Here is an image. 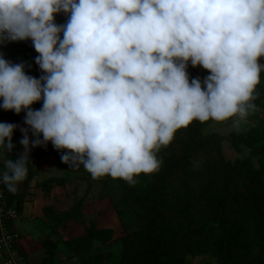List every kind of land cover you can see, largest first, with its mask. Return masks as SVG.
<instances>
[{
  "label": "clouds",
  "instance_id": "obj_1",
  "mask_svg": "<svg viewBox=\"0 0 264 264\" xmlns=\"http://www.w3.org/2000/svg\"><path fill=\"white\" fill-rule=\"evenodd\" d=\"M27 39L41 79L0 56V107L27 110L36 137L21 128L25 152L6 159L19 126L0 123L8 190L27 175L31 148L49 141L94 178L131 182L159 168L154 153L178 129L247 114L264 67V0H0V44ZM189 61L211 73L206 88L189 82Z\"/></svg>",
  "mask_w": 264,
  "mask_h": 264
},
{
  "label": "rangeland",
  "instance_id": "obj_2",
  "mask_svg": "<svg viewBox=\"0 0 264 264\" xmlns=\"http://www.w3.org/2000/svg\"><path fill=\"white\" fill-rule=\"evenodd\" d=\"M70 19V13H56L54 23L64 27ZM63 39V32L60 33ZM0 56L10 64H23L25 74L41 79L47 75L36 63L39 53L35 51L31 39L9 41L0 44ZM264 66V56L260 58ZM189 82L193 79L203 81L211 73L202 66H193L188 62ZM43 84V81H41ZM258 88H264V67L261 68ZM3 101L0 99V105ZM43 99L31 105L33 110H41ZM14 112L16 121L10 120ZM27 110L17 114L14 110L0 107V123L15 124L12 135L15 145L11 153L4 158L16 160L25 152L20 141L24 138L21 128L28 129V136L33 140V132L25 123ZM185 127L178 129L172 141L155 151L159 168L152 173L134 175L131 182L114 179L111 176L94 178L82 163L72 165L71 159L63 162L62 154L67 149H56L52 142L41 146L43 156L38 161L26 165L27 175L17 183L15 193L8 190L2 173L6 170L4 158H0V177L2 190L8 202L14 206L17 216L12 228L18 233L19 244L15 245L17 264H142L147 240L148 205L155 196L158 177L172 161L177 160L184 150ZM203 136H215L220 139L221 160L228 166L236 161H249L253 170L264 177L260 157L253 149L242 143L233 145L230 137H256L264 140V99L257 105L249 107L244 117L234 115L224 121L210 120L201 130ZM43 140V139H41ZM37 153L31 148L29 158ZM77 163H79L77 161ZM198 163V160L193 162ZM175 185L180 178L175 176ZM170 207V205H166ZM210 214L201 218L194 214L184 219L199 225L204 222L215 235L222 236V249L226 247L224 236L229 219L225 211L216 207ZM189 222V223H190ZM177 228L173 239L164 252L156 255L154 264H221L220 250L214 254L212 248L202 247L193 250V239L182 240L181 234L186 231ZM172 238V237H171ZM202 237L195 239H200ZM188 241V243H187ZM0 264H3L0 259Z\"/></svg>",
  "mask_w": 264,
  "mask_h": 264
},
{
  "label": "trees",
  "instance_id": "obj_3",
  "mask_svg": "<svg viewBox=\"0 0 264 264\" xmlns=\"http://www.w3.org/2000/svg\"><path fill=\"white\" fill-rule=\"evenodd\" d=\"M201 84L206 88L203 81ZM262 99L264 88L256 85L249 104L255 106ZM9 118L13 123L16 121L13 111ZM210 120H194L185 127L182 154L158 177L155 196L148 205L150 228L144 248L146 259L142 264H154L156 255L166 250L169 239L175 235L173 232L184 228L182 225L186 231L181 234L180 243L185 238H194L192 245L188 241L186 245L193 250L207 247L212 248L214 254L220 250L221 264H264V177L252 169L249 161H236L232 166L222 162L220 139L201 134ZM40 139H43L42 134ZM230 140L235 146L237 143L250 146L260 157L264 169L263 139L231 136ZM35 148L37 153L30 158L34 162L43 156L42 147ZM195 160L198 163L194 164ZM175 176L180 178L179 185L174 183ZM168 204L170 207L165 208ZM214 207L225 211L229 219L224 234L225 250L222 236L212 233L204 222L199 225L183 222L190 214L199 218L208 216Z\"/></svg>",
  "mask_w": 264,
  "mask_h": 264
},
{
  "label": "built area",
  "instance_id": "obj_4",
  "mask_svg": "<svg viewBox=\"0 0 264 264\" xmlns=\"http://www.w3.org/2000/svg\"><path fill=\"white\" fill-rule=\"evenodd\" d=\"M17 216L14 206L8 203L2 190L0 177V259L3 264H17L15 257V244L18 243V233L12 228V223Z\"/></svg>",
  "mask_w": 264,
  "mask_h": 264
},
{
  "label": "crops",
  "instance_id": "obj_5",
  "mask_svg": "<svg viewBox=\"0 0 264 264\" xmlns=\"http://www.w3.org/2000/svg\"><path fill=\"white\" fill-rule=\"evenodd\" d=\"M17 244H19V240H18V243Z\"/></svg>",
  "mask_w": 264,
  "mask_h": 264
}]
</instances>
